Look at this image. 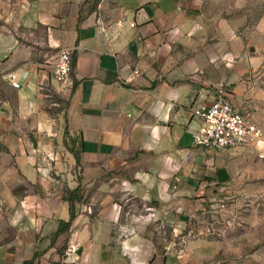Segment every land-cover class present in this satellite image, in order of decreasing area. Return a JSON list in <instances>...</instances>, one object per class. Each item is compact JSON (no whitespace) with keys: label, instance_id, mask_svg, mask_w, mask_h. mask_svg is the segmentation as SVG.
Segmentation results:
<instances>
[{"label":"crops","instance_id":"1","mask_svg":"<svg viewBox=\"0 0 264 264\" xmlns=\"http://www.w3.org/2000/svg\"><path fill=\"white\" fill-rule=\"evenodd\" d=\"M245 11V0H0V264H166L161 229L177 231L247 153L196 146L193 111L224 90L261 124L262 29ZM62 48L67 90L52 77Z\"/></svg>","mask_w":264,"mask_h":264},{"label":"rangeland","instance_id":"2","mask_svg":"<svg viewBox=\"0 0 264 264\" xmlns=\"http://www.w3.org/2000/svg\"><path fill=\"white\" fill-rule=\"evenodd\" d=\"M245 2L248 27L262 29L256 33L264 47V0ZM260 70L264 92V64ZM260 106L264 131V103ZM245 152L234 157L238 163L229 180L205 191L198 209L181 219L177 231L161 229L166 264H264V159Z\"/></svg>","mask_w":264,"mask_h":264},{"label":"built area","instance_id":"3","mask_svg":"<svg viewBox=\"0 0 264 264\" xmlns=\"http://www.w3.org/2000/svg\"><path fill=\"white\" fill-rule=\"evenodd\" d=\"M72 55L70 50L62 48L53 66V80L62 90L72 84ZM139 75V72H135ZM11 86L19 89L20 84L13 75L9 76ZM203 124L194 134L196 146L220 151L250 150L259 159H264V131L255 121L249 108L235 105L229 94L220 90L213 104L208 108L193 111ZM53 161V158H51ZM77 246H69L64 254V261L77 252Z\"/></svg>","mask_w":264,"mask_h":264},{"label":"trees","instance_id":"4","mask_svg":"<svg viewBox=\"0 0 264 264\" xmlns=\"http://www.w3.org/2000/svg\"><path fill=\"white\" fill-rule=\"evenodd\" d=\"M71 151H72V154L75 156L76 161L79 163V161H80L79 153H77L73 150H71ZM81 199H82V197L80 194V188L79 187L74 189V190H70L68 188L63 190V200L65 202L72 204V203H74V201H76V200L79 201ZM73 219H74V214L72 213L71 218L68 222H61L60 229H59L57 235H61L63 233L68 232L70 230L71 225H72Z\"/></svg>","mask_w":264,"mask_h":264}]
</instances>
